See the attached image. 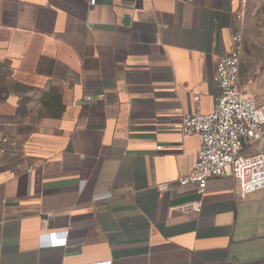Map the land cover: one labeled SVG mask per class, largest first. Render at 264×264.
<instances>
[{"label":"crops","instance_id":"crops-1","mask_svg":"<svg viewBox=\"0 0 264 264\" xmlns=\"http://www.w3.org/2000/svg\"><path fill=\"white\" fill-rule=\"evenodd\" d=\"M90 1L0 0V67L59 109L0 178V264H264V190L240 199L230 170L203 196L179 184L200 147L181 121L214 110L235 0Z\"/></svg>","mask_w":264,"mask_h":264},{"label":"built area","instance_id":"built-area-1","mask_svg":"<svg viewBox=\"0 0 264 264\" xmlns=\"http://www.w3.org/2000/svg\"><path fill=\"white\" fill-rule=\"evenodd\" d=\"M96 0H91L94 6ZM241 36L234 35L228 54L217 67V82L221 89L209 114L193 113L182 118L185 137L200 140L198 159L191 172L179 180L182 187L192 185L203 196L210 179L232 172L236 180V195L240 199L264 190V100L241 89ZM73 104H83L75 99ZM1 145L7 139L1 138ZM157 149H160L158 147ZM161 192L171 189L168 183ZM201 202L193 204L200 212Z\"/></svg>","mask_w":264,"mask_h":264},{"label":"rangeland","instance_id":"rangeland-1","mask_svg":"<svg viewBox=\"0 0 264 264\" xmlns=\"http://www.w3.org/2000/svg\"><path fill=\"white\" fill-rule=\"evenodd\" d=\"M228 33L241 36L242 60L240 67L241 89L264 100V0H235L233 20ZM31 91L11 82L10 71L0 67V100H10L17 110L0 115V178L28 168L36 158L44 137L47 121L56 119V99L46 106L52 112L44 115L31 107Z\"/></svg>","mask_w":264,"mask_h":264}]
</instances>
